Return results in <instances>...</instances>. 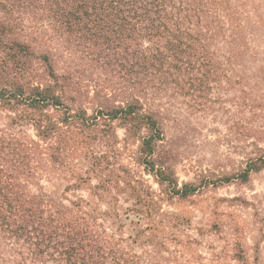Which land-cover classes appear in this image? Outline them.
Listing matches in <instances>:
<instances>
[{
	"label": "rangeland",
	"instance_id": "1",
	"mask_svg": "<svg viewBox=\"0 0 264 264\" xmlns=\"http://www.w3.org/2000/svg\"><path fill=\"white\" fill-rule=\"evenodd\" d=\"M13 1L0 0V23L6 24L0 26V73L54 84L43 60L49 54L58 84L64 75L72 85L64 97L69 108L21 104L15 111L0 110V125L41 145L33 143L40 153L32 190L43 189L66 204L90 202L100 213L98 222L134 264H264V168L245 182H214L238 173L248 157L264 150V56L231 65L228 78L209 92L170 90L148 102L159 112L164 133L157 157L171 167L179 187L198 185L194 194L175 195L137 159L145 129L129 135L118 122L103 121L85 127L74 116L81 109L94 115L128 97L121 66L113 57H91L83 46L67 43L63 28ZM246 8L264 17V0H249ZM17 41L29 53L19 52ZM250 41L264 52V41ZM41 119L49 124L48 138L38 136L34 123ZM101 178L110 187L99 198L90 187Z\"/></svg>",
	"mask_w": 264,
	"mask_h": 264
},
{
	"label": "trees",
	"instance_id": "2",
	"mask_svg": "<svg viewBox=\"0 0 264 264\" xmlns=\"http://www.w3.org/2000/svg\"><path fill=\"white\" fill-rule=\"evenodd\" d=\"M248 2L14 0L10 4L36 9L40 19L63 28L67 43L83 46L89 56L113 57L127 76L124 87L130 91L128 97L101 107L94 115L81 109L74 116L85 127L103 121L105 125L118 122L129 135L145 129L137 149L138 161L167 183L175 195L188 196L198 190V185L184 183L179 187L171 167L157 157L164 133L159 112L148 108V102L157 93L170 90L209 92L214 83L228 78L231 65L242 64L247 57L264 56L250 41H264V17L257 9L246 8ZM0 26L5 28L6 24ZM15 45L19 52L29 53L24 42ZM49 57L43 54L54 84L18 81L0 73V110L15 111L21 104L30 109L68 107L64 97L72 89L70 78L63 75V84H58L60 78ZM68 121L65 118L59 123ZM34 124L38 136L49 137V124L44 125L42 119ZM8 130L0 125V264H134L118 249L119 241H114L98 222L100 213L90 202L66 204L43 189L32 190L38 172L34 159L40 153L33 143L36 148L41 145ZM245 163L238 173L214 182L247 181L253 172L264 168V150ZM94 176L102 177L96 172ZM109 187L110 181L101 178L90 187L91 194L102 198Z\"/></svg>",
	"mask_w": 264,
	"mask_h": 264
}]
</instances>
